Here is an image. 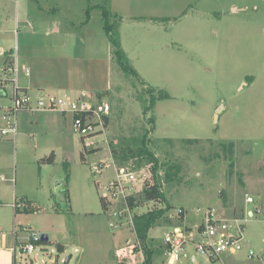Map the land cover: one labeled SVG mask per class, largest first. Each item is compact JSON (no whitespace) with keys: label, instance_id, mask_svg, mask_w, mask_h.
<instances>
[{"label":"rangeland","instance_id":"374dc122","mask_svg":"<svg viewBox=\"0 0 264 264\" xmlns=\"http://www.w3.org/2000/svg\"><path fill=\"white\" fill-rule=\"evenodd\" d=\"M81 1L82 7L59 14L55 23L36 25V3L19 0L17 8L16 0H0V46L8 59H17V86L64 95L63 88L73 82L69 94H93L94 102L104 101L110 108L104 132L94 137L77 135L70 116L21 112L16 138L0 139L3 254L14 257V264H142L145 255L134 234L133 217L164 211L168 205L171 209L148 232L147 245L155 250L152 264L168 260L164 236L175 227L194 233L206 209L217 214L236 211L245 248L263 249L264 220L249 219L247 211L264 208V0H181L168 21L122 22L119 42L139 80L118 66L100 11H94L89 28L81 25L85 17L80 8L86 0ZM40 4L54 6L50 0ZM27 21L33 28L23 24ZM89 34L94 38V61L85 47ZM4 61L0 56V76ZM70 69L77 74L70 76ZM149 89L154 96L162 91L169 98L145 111ZM143 137L157 160L165 202H141L132 209L130 221L122 220L112 229L100 189L111 170L99 177L93 166L128 163L154 184L152 162L119 160L127 147L136 150L133 138ZM230 142L232 157L223 151ZM52 153L53 162H44ZM174 164L181 167L179 180L165 183V170ZM245 194L256 202L245 203ZM15 200L27 201L33 209L15 213ZM180 207L184 215L177 220ZM31 233L45 235L48 241L34 243L36 250L29 257L20 255L19 246ZM191 239L197 241L198 236ZM15 242L14 256L10 249ZM58 246L64 250L59 252ZM188 253L198 264H212L193 245ZM229 258L236 264H257L248 261L244 251Z\"/></svg>","mask_w":264,"mask_h":264},{"label":"built area","instance_id":"2783aa9c","mask_svg":"<svg viewBox=\"0 0 264 264\" xmlns=\"http://www.w3.org/2000/svg\"><path fill=\"white\" fill-rule=\"evenodd\" d=\"M10 61L7 63L4 61L1 69L3 75L0 76V139L13 140L16 138L18 116L21 112H58L63 116H70L73 130L81 138L94 137L104 132L107 126L105 119L110 112L107 103L104 101L94 102L91 95L86 93L75 98L50 92L32 97L28 92L16 86L13 76H16L20 69L15 60L11 58ZM23 73L28 76V69H25ZM107 170H111V174L105 185L100 188L103 190L101 200L111 217L109 226L114 229L118 227L120 221L131 220L132 209L140 204L137 196L143 193L147 184L151 183L128 163L100 162L93 166V173L99 177H103ZM131 201H133L134 208L130 206ZM245 201L247 204L255 202L249 196H246ZM13 209L15 213H18L32 210L33 207L25 201L15 200ZM34 210L38 211L37 208ZM183 215V209H176L177 220L182 219ZM248 218L264 220V208L255 207ZM231 221L234 224H230ZM242 232L243 229L238 219H221L217 216L215 209H206L203 212L202 223L195 228L194 233L192 230L187 231L185 228L175 227L164 236L165 254L168 257L166 264H176L182 260L189 261L191 259L188 253L189 245H193L196 252L205 256L212 264H226V257L237 255L243 251L248 261L264 264V248L259 251L246 249ZM195 234L198 236L197 241L191 239ZM43 237L44 235L40 233H31L28 242L19 246L20 255L25 254L28 257L32 255L36 250L34 243H41ZM11 250L15 256L16 243L13 244Z\"/></svg>","mask_w":264,"mask_h":264},{"label":"trees","instance_id":"16d2710c","mask_svg":"<svg viewBox=\"0 0 264 264\" xmlns=\"http://www.w3.org/2000/svg\"><path fill=\"white\" fill-rule=\"evenodd\" d=\"M35 1V0H32ZM98 9L101 13V18H102V23H103V30L105 32V35L108 39L109 44L112 47V53L113 56L120 67V69L128 75H131L135 78H138L137 73L129 66L127 57L125 56L123 50L121 49V45L119 42V36H118V28L121 24V19L116 16H112L109 11V0H100V4L96 5L94 7H88L86 10V15H85V20L86 22L89 20V14L92 9ZM11 59H8V56L5 58V63L9 62ZM11 64V61H10ZM141 82V81H140ZM150 94V100L147 106H144V110L147 111L148 108H153L155 106V103L157 101L165 100L168 99V94L165 92H158L157 96H154V91L148 90ZM101 95V94H100ZM100 95L97 96V98L100 99ZM102 96V95H101ZM105 124L107 125V119H105ZM132 145L136 148V150H132L131 147H127L125 150H123L121 153V158L119 159L121 162H126L130 158H137V159H145L149 162H152L151 164V172L152 175L154 176V184L153 185H148L146 189L143 191L140 197L141 202H165V197L162 192L161 188V183L158 179V176L156 174L157 169H158V163L157 160L154 158V156L146 149L145 143H144V137L141 138H133L131 140ZM85 147V146H84ZM233 149H234V144L233 143H227L223 145V151L227 152L230 157L233 156ZM113 154V155H112ZM112 156L116 155L115 151H112ZM54 158V154H50L48 158L44 160L46 163H52ZM118 160V161H119ZM119 161V162H120ZM181 167L179 165H171L168 166L165 170L164 174V182L169 183L173 181L179 180V173H180ZM142 200V201H141ZM131 201V208H134L132 205ZM26 203L29 206H32L29 202L26 201ZM101 204L103 208H105L104 203L101 200ZM140 205V204H139ZM38 209V208H37ZM171 209L170 206L166 207V211ZM162 209H155V210H150L147 211L146 213H143L141 215H137L133 217V230L136 239L140 242V245L142 246V250L144 251V261L142 264H152V256L154 254L155 250H152L148 245H147V240H148V232L150 229H152L156 223L162 218L163 213L165 212ZM46 238V236L44 235ZM47 239V238H46ZM48 240H43L41 243H47ZM59 252L63 251L62 246L57 247Z\"/></svg>","mask_w":264,"mask_h":264},{"label":"crops","instance_id":"0c3cea01","mask_svg":"<svg viewBox=\"0 0 264 264\" xmlns=\"http://www.w3.org/2000/svg\"><path fill=\"white\" fill-rule=\"evenodd\" d=\"M41 1L42 2L44 1L46 3L48 2V0H35V1L31 0V2L36 3L38 6L37 12H35V14H34V17H35L34 22L36 25H40L42 23H45V24L48 23L49 24V22L55 23V21L56 20L58 21V19H59L57 17H60L59 14L65 12V11L71 12V7L73 8L76 5H80L81 7L83 5L81 0H66V1L65 0H50V1L54 2V6H52L51 8H46L40 4ZM17 2H19V0H16V3ZM18 4L19 3H17V8L19 6ZM99 4H100V2L97 4H93L92 0H86L85 8H80V10H82V14L85 17L86 10L88 7H94V6L99 5ZM179 4H181V0H109V11H110V14L112 16L119 17L121 19V23L122 22L123 23L124 22H131V23L146 22L148 24H154V23H161L163 20L168 21L169 19H171V17H172V15H170L171 12H174L173 9L176 8ZM94 11H99V10L96 8L95 9L93 8L89 14V20L86 22V20L84 18V21L81 23V25H84V28H87L91 24V22L93 21L92 18L94 17L93 16ZM18 18L19 17L17 16V19H15V21H14V28L15 29H16V26L19 25ZM23 24L29 26L30 29L33 28V22H31V21L24 22ZM58 24H60V23H58ZM50 27H55V26H54V24H52V26H50ZM46 35H48V34H46ZM55 36L59 37V39L61 36H63V38H65V36L61 35L60 33H58V34L56 33ZM86 40L87 41H86L85 47H86L87 51L90 52L89 59L94 61V38L90 37V34H89L88 37H86ZM120 45H121V48L123 50L121 42H120ZM86 55L88 56V53H86ZM0 56L1 57L5 56V58L7 56H9V53H7V50H4L1 46H0ZM12 58H13V56H12ZM13 60H15L16 64H17L16 57H14ZM17 67H19L18 64H17ZM71 70H73V69H70V71ZM18 73H20V70L18 71ZM18 73H16V74H18ZM75 74H77V73L75 72V70H73V72H71L70 76L75 75ZM27 77H29V74ZM71 80H73V79H71ZM15 84H16V82H15ZM17 87L20 89L24 88L23 90H25L26 92H28L32 96L33 95H39L40 93L49 92V91H42V90H44V89H42V87H40V88L39 87L38 88H30V87H26V86L25 87L17 86ZM47 87L52 88L54 86L48 85ZM73 89H74V83L69 82V84H67V87L63 88L62 91H63L64 95H68V96L75 98L77 96H73L72 94H69L71 91H73ZM67 91H69V92H67ZM50 93H55V92H50ZM80 93L82 94L85 92H80ZM90 95H93V94H90ZM40 113H43V112H40ZM65 118H67V117H65ZM245 195L249 196L247 194H245ZM245 195H244V198H245ZM249 197H252V196H249ZM254 201L256 202L255 199H254ZM245 203H246V201H245ZM250 212L251 211H247V216L250 215ZM202 214H203V212H202ZM218 214H217L218 217L221 219H226V220L238 219V218H236L238 216V215H236V211H219ZM184 220H185V218H184ZM0 235H1V233H0ZM16 247H17V244H16ZM63 250H64V247H63ZM14 259H15L14 257L12 258L10 255L7 256L6 254H3L2 251H0V264H14V261H13ZM229 259H230L229 257L225 258V260H227V262L229 264H236V261L232 262ZM51 262L53 264H56L57 260H55V261L51 260ZM188 263L198 264V260L195 256H192L191 259L188 261ZM225 263H226V261H225ZM164 264H166V263H164Z\"/></svg>","mask_w":264,"mask_h":264},{"label":"water","instance_id":"95a60500","mask_svg":"<svg viewBox=\"0 0 264 264\" xmlns=\"http://www.w3.org/2000/svg\"><path fill=\"white\" fill-rule=\"evenodd\" d=\"M41 240L43 241V240H47V239H46L45 237H43ZM69 260H70V257H68V258L65 260V263H68Z\"/></svg>","mask_w":264,"mask_h":264}]
</instances>
